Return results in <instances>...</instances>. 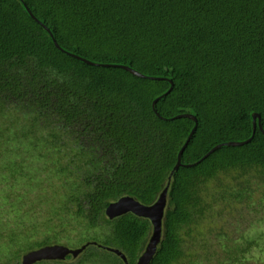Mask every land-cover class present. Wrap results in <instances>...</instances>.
I'll use <instances>...</instances> for the list:
<instances>
[{"label": "trees", "instance_id": "1", "mask_svg": "<svg viewBox=\"0 0 264 264\" xmlns=\"http://www.w3.org/2000/svg\"><path fill=\"white\" fill-rule=\"evenodd\" d=\"M164 189L147 264H248L264 222V0H0V264L51 245L85 247L33 264H136L150 220L105 211Z\"/></svg>", "mask_w": 264, "mask_h": 264}, {"label": "water", "instance_id": "2", "mask_svg": "<svg viewBox=\"0 0 264 264\" xmlns=\"http://www.w3.org/2000/svg\"><path fill=\"white\" fill-rule=\"evenodd\" d=\"M28 12H29V10H28ZM30 16L33 19H35L31 14H30ZM43 28L47 32H49V30L46 27L43 26ZM53 42H54L55 47L60 49L54 40H53ZM87 63L90 64V62H87ZM125 69L127 71H129L130 73L134 74L135 76L142 77L138 72H136L132 69H129V68H125ZM155 102H156V100L153 103H155ZM187 117H189L195 121L194 117H192L190 115H187ZM256 119H258V127L261 128L258 114H253L252 115L253 133H254L255 128H256V121H255ZM192 135H193V131H191V133H190L188 139L186 140L185 144L180 149V151L177 155V164H176L174 169H177L180 166V156H181L185 146L188 144ZM247 142L248 141L239 142V143H232L231 142V143H227V145L241 146L242 144H245ZM221 145H224V144H221ZM221 145H218V146L214 147L213 149H211L202 158V160L205 159L212 152H214L216 149H218ZM165 198H166V189H164V191L158 197L157 201L150 206H143V205L139 204L138 202H136L135 200H133L132 198L125 197V198L120 199L116 203L110 204L105 211L106 216L110 219L130 212V213H132L138 217H143V218H147L150 220L152 227H153L152 234L150 236L149 242L146 246L144 253L140 256V258L138 259V262L136 264H147L155 252L156 245H157L159 238H160L161 219L163 216V209L165 206ZM127 201L133 203V205L136 206L137 209L143 210V211L133 210V209H123V210H120L118 212H112V213L109 212L113 206H116L121 202H127ZM84 247L85 246L81 247L80 249L73 250V249H69V248H67L65 246H61V245L45 246L43 248L33 250V251H29L26 254H24L21 257V264H33L35 262L42 261V260H61V259H64L67 255H72L73 257H76L82 251V249H84ZM105 249L117 254L124 262H126L124 256L118 250H112V249H108V248H105Z\"/></svg>", "mask_w": 264, "mask_h": 264}, {"label": "rangeland", "instance_id": "3", "mask_svg": "<svg viewBox=\"0 0 264 264\" xmlns=\"http://www.w3.org/2000/svg\"><path fill=\"white\" fill-rule=\"evenodd\" d=\"M249 234H258L261 239L256 240L259 245L253 248L247 256L248 264H264V222L258 226L255 225V228L250 230ZM69 245L71 246V244ZM6 256H8V254H6Z\"/></svg>", "mask_w": 264, "mask_h": 264}, {"label": "bare ground", "instance_id": "4", "mask_svg": "<svg viewBox=\"0 0 264 264\" xmlns=\"http://www.w3.org/2000/svg\"><path fill=\"white\" fill-rule=\"evenodd\" d=\"M123 209H133V210H139L136 208V206L133 205V203L127 201V202H121L119 203L118 205L116 206H113L111 209H110V213L112 212H118L120 210H123ZM139 211H143V210H139Z\"/></svg>", "mask_w": 264, "mask_h": 264}]
</instances>
